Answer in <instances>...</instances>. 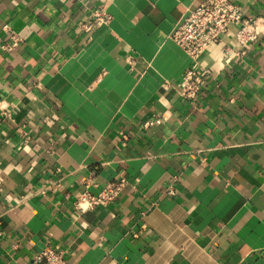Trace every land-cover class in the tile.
Instances as JSON below:
<instances>
[{"label": "crops", "instance_id": "1", "mask_svg": "<svg viewBox=\"0 0 264 264\" xmlns=\"http://www.w3.org/2000/svg\"><path fill=\"white\" fill-rule=\"evenodd\" d=\"M203 1L0 0V264L47 247L72 264H264V34L243 48L231 26L184 99L191 59L170 35ZM231 1L264 18V0ZM100 8L110 24L83 32ZM121 180L109 207L75 209Z\"/></svg>", "mask_w": 264, "mask_h": 264}, {"label": "built area", "instance_id": "2", "mask_svg": "<svg viewBox=\"0 0 264 264\" xmlns=\"http://www.w3.org/2000/svg\"><path fill=\"white\" fill-rule=\"evenodd\" d=\"M111 19L106 9L100 8L95 11L91 20L81 25V29L85 33H91L109 25ZM231 26L237 27L236 41L243 48L251 47L264 34V18H246L242 7L231 0H204L198 6L187 9L183 19L174 26L170 39L191 59V66L180 81V95L184 99L193 101L198 98L205 77L199 64L200 57L221 44ZM20 42L21 37L14 34L11 43L3 46V50L10 52L17 48ZM222 51L226 56L242 57L246 53L235 52L228 46ZM4 117L11 118V115L4 112ZM126 184V180H121L104 185L97 193L86 191L75 202V209L85 213L97 207H109L121 195ZM170 193L175 194L174 191ZM32 264L72 263L62 253L47 247Z\"/></svg>", "mask_w": 264, "mask_h": 264}]
</instances>
